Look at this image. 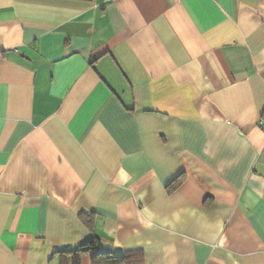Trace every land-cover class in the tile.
I'll list each match as a JSON object with an SVG mask.
<instances>
[{
	"label": "crops",
	"instance_id": "crops-1",
	"mask_svg": "<svg viewBox=\"0 0 264 264\" xmlns=\"http://www.w3.org/2000/svg\"><path fill=\"white\" fill-rule=\"evenodd\" d=\"M263 113L264 0H0V264H264Z\"/></svg>",
	"mask_w": 264,
	"mask_h": 264
},
{
	"label": "trees",
	"instance_id": "trees-1",
	"mask_svg": "<svg viewBox=\"0 0 264 264\" xmlns=\"http://www.w3.org/2000/svg\"><path fill=\"white\" fill-rule=\"evenodd\" d=\"M181 178V177H180ZM179 181V178L175 180V183L172 184L174 186ZM99 246V238L96 236H92L83 242L81 245L77 246L74 250H70L74 255L79 257L80 255L86 252H93ZM92 259L94 263H115L123 260V256L117 255H109L107 253H94L92 255Z\"/></svg>",
	"mask_w": 264,
	"mask_h": 264
},
{
	"label": "built area",
	"instance_id": "built-area-1",
	"mask_svg": "<svg viewBox=\"0 0 264 264\" xmlns=\"http://www.w3.org/2000/svg\"><path fill=\"white\" fill-rule=\"evenodd\" d=\"M258 126L264 130V113L258 119Z\"/></svg>",
	"mask_w": 264,
	"mask_h": 264
}]
</instances>
